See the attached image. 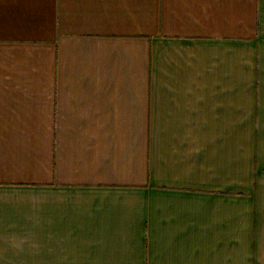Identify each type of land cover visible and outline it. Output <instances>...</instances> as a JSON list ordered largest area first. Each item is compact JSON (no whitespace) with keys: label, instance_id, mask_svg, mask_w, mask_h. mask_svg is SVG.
Listing matches in <instances>:
<instances>
[{"label":"crops","instance_id":"crops-1","mask_svg":"<svg viewBox=\"0 0 264 264\" xmlns=\"http://www.w3.org/2000/svg\"><path fill=\"white\" fill-rule=\"evenodd\" d=\"M0 264H264V0H0Z\"/></svg>","mask_w":264,"mask_h":264}]
</instances>
